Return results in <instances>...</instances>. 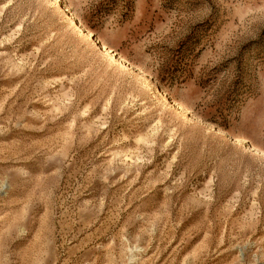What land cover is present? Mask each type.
I'll return each mask as SVG.
<instances>
[{
	"label": "rangeland",
	"instance_id": "obj_1",
	"mask_svg": "<svg viewBox=\"0 0 264 264\" xmlns=\"http://www.w3.org/2000/svg\"><path fill=\"white\" fill-rule=\"evenodd\" d=\"M0 264H264V0H0Z\"/></svg>",
	"mask_w": 264,
	"mask_h": 264
},
{
	"label": "bare ground",
	"instance_id": "obj_2",
	"mask_svg": "<svg viewBox=\"0 0 264 264\" xmlns=\"http://www.w3.org/2000/svg\"><path fill=\"white\" fill-rule=\"evenodd\" d=\"M87 37H88V38H91V36H90L89 34H87Z\"/></svg>",
	"mask_w": 264,
	"mask_h": 264
}]
</instances>
